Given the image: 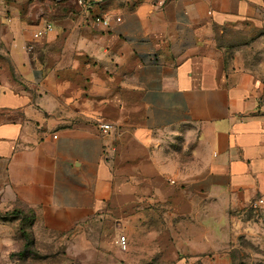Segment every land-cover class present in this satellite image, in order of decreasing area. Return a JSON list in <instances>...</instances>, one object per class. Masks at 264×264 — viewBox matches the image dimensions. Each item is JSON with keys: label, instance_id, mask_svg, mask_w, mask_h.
Wrapping results in <instances>:
<instances>
[{"label": "crops", "instance_id": "obj_1", "mask_svg": "<svg viewBox=\"0 0 264 264\" xmlns=\"http://www.w3.org/2000/svg\"><path fill=\"white\" fill-rule=\"evenodd\" d=\"M21 1L0 0V209L105 216L165 260L230 264L264 199V0Z\"/></svg>", "mask_w": 264, "mask_h": 264}, {"label": "rangeland", "instance_id": "obj_2", "mask_svg": "<svg viewBox=\"0 0 264 264\" xmlns=\"http://www.w3.org/2000/svg\"><path fill=\"white\" fill-rule=\"evenodd\" d=\"M162 137L171 148L183 146L182 135L165 132ZM239 215L230 264H264V208H249ZM85 223L58 229L48 226L31 207L0 209V264H177L157 252L152 229L146 231L147 238L134 230L124 251L117 243L119 235H127L124 222L102 216L89 227Z\"/></svg>", "mask_w": 264, "mask_h": 264}, {"label": "built area", "instance_id": "obj_3", "mask_svg": "<svg viewBox=\"0 0 264 264\" xmlns=\"http://www.w3.org/2000/svg\"><path fill=\"white\" fill-rule=\"evenodd\" d=\"M55 1H59V0H55ZM90 1H94V0H77V2L81 5L87 4ZM117 20H120V17H117ZM109 22H110L109 18L102 19V23L105 25H108ZM54 29H55V26L52 22H44L41 26H39L33 31L32 37L33 39H39L42 36L50 32H53ZM31 47H32L31 45H28V48H31ZM99 127L101 128L103 132H109L113 128V124L109 122H99ZM263 204H264V199L259 198L252 203L251 207L253 209H258V208H261ZM117 243L121 250L126 251L128 249V237L125 234H121L118 236Z\"/></svg>", "mask_w": 264, "mask_h": 264}, {"label": "trees", "instance_id": "obj_4", "mask_svg": "<svg viewBox=\"0 0 264 264\" xmlns=\"http://www.w3.org/2000/svg\"><path fill=\"white\" fill-rule=\"evenodd\" d=\"M253 209V208H252ZM253 210H255V209H253Z\"/></svg>", "mask_w": 264, "mask_h": 264}]
</instances>
